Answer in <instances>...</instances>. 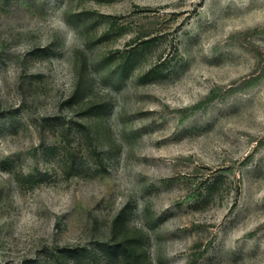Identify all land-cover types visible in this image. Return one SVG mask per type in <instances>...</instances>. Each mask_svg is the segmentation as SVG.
Returning <instances> with one entry per match:
<instances>
[{"label": "rangeland", "instance_id": "rangeland-1", "mask_svg": "<svg viewBox=\"0 0 264 264\" xmlns=\"http://www.w3.org/2000/svg\"><path fill=\"white\" fill-rule=\"evenodd\" d=\"M0 264H264V0H0Z\"/></svg>", "mask_w": 264, "mask_h": 264}]
</instances>
